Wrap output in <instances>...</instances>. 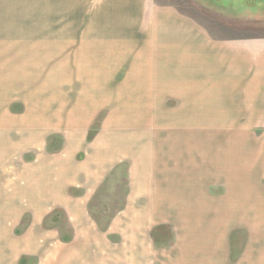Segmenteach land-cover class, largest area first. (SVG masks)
Masks as SVG:
<instances>
[{
    "label": "crops",
    "instance_id": "0c3cea01",
    "mask_svg": "<svg viewBox=\"0 0 264 264\" xmlns=\"http://www.w3.org/2000/svg\"><path fill=\"white\" fill-rule=\"evenodd\" d=\"M158 17L142 37L95 22L51 80L20 86L19 117L0 102V264H264V37L209 41ZM183 108L210 134L183 132ZM125 164L123 207L97 211Z\"/></svg>",
    "mask_w": 264,
    "mask_h": 264
},
{
    "label": "rangeland",
    "instance_id": "374dc122",
    "mask_svg": "<svg viewBox=\"0 0 264 264\" xmlns=\"http://www.w3.org/2000/svg\"><path fill=\"white\" fill-rule=\"evenodd\" d=\"M171 12L177 19L172 17ZM158 16L166 22H161L162 25L169 27L167 24L172 20L183 22L180 31L183 35H201L209 41L210 37L217 41L264 37V0H0V90L8 89L6 95L3 93V99L0 95V102L4 101L2 107L6 109L2 113L19 117L26 105L20 86L27 91L31 85L41 86L42 82L51 80L53 62L62 59L64 54L71 55L68 57L73 59L83 42L81 38L93 32L95 22L103 24L112 20L119 26H128L126 32L135 24L133 35L142 37L146 35L140 32L153 31L154 28L149 29V22L157 20ZM175 34L174 31L170 37ZM119 63L115 62L116 65ZM97 64L102 62L97 60ZM157 65L158 61L154 60L152 68ZM70 73L77 76L74 69ZM51 85L54 86L52 82ZM174 105V102L168 101L167 112ZM184 109L183 132L210 134V123L202 122V118L185 116ZM106 114L104 110L95 117L87 132L88 140L102 132ZM190 119L196 124L189 125L187 121ZM7 132L14 133L13 126ZM53 142L54 147L60 146L59 141ZM125 166L120 167L118 174L109 177L105 182L108 188L100 190L95 196L102 202L117 200L118 203L112 206L93 204L97 211L114 213L123 207L121 203L127 193ZM232 207L235 208L234 205ZM57 214L53 216V225L61 230L64 223L62 215ZM26 223L27 220L23 219L18 233L26 229ZM106 223L98 222L100 227ZM61 233L65 234L64 230Z\"/></svg>",
    "mask_w": 264,
    "mask_h": 264
}]
</instances>
